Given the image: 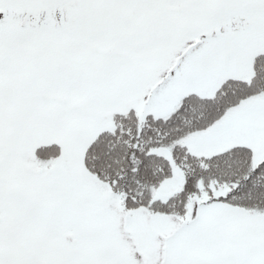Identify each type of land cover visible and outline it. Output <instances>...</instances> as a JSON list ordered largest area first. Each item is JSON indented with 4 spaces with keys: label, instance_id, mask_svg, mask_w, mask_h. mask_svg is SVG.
I'll use <instances>...</instances> for the list:
<instances>
[{
    "label": "snow or ice",
    "instance_id": "6c2138e0",
    "mask_svg": "<svg viewBox=\"0 0 264 264\" xmlns=\"http://www.w3.org/2000/svg\"><path fill=\"white\" fill-rule=\"evenodd\" d=\"M0 264H264V0H0Z\"/></svg>",
    "mask_w": 264,
    "mask_h": 264
}]
</instances>
